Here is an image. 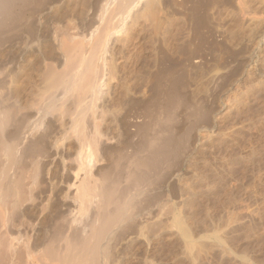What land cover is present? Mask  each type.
<instances>
[{
    "label": "bare ground",
    "instance_id": "6f19581e",
    "mask_svg": "<svg viewBox=\"0 0 264 264\" xmlns=\"http://www.w3.org/2000/svg\"><path fill=\"white\" fill-rule=\"evenodd\" d=\"M261 11L264 0H0V264L145 263L154 254L151 230L162 229L164 239L173 236L191 249L202 213L212 222L225 210L236 212L247 170L237 169L232 154L253 153L258 128L245 139L243 132L254 129L253 114L259 115L250 101L264 103L252 69L243 77L249 85L243 92L253 108L241 96L235 101L238 93L235 102L224 100L226 113L191 104L179 90L185 67L162 69L157 62L151 72L157 75L156 108L148 106L146 120L131 134L124 127L125 107L143 92L140 45L157 53L169 27L176 43L179 17L189 43L211 14L219 33L227 19L222 26L234 22L257 44L264 35ZM73 14L76 20H68ZM211 58L189 52L199 80L215 79L219 66L201 73ZM255 62L249 56L240 65L257 67ZM256 92L262 96L253 101ZM117 99L125 107L118 109ZM263 103L255 105L264 109ZM108 115L126 139L136 140L107 146ZM260 127L264 132V121ZM256 162L251 164L263 172L264 162ZM214 230L208 238L228 248Z\"/></svg>",
    "mask_w": 264,
    "mask_h": 264
},
{
    "label": "rangeland",
    "instance_id": "374dc122",
    "mask_svg": "<svg viewBox=\"0 0 264 264\" xmlns=\"http://www.w3.org/2000/svg\"><path fill=\"white\" fill-rule=\"evenodd\" d=\"M205 1L206 0H199V4H201V3L203 4ZM199 10H200V12H202L203 8H201V6H199ZM261 12H262L261 13L262 17L264 18V11H261ZM208 13H211V11L210 12L208 11ZM74 15L76 17L78 16L77 14H73V16L70 15L68 17L69 18L68 20L71 19V20L75 21L76 18ZM179 18H180V20H179L180 27L178 29L179 35H178V40L176 43H174V42L172 43V41L170 39V36L173 34V28L169 27V28H166V31H164V36L168 40L166 41V43L163 44L162 48L159 50L160 52L158 51L157 53H155L152 50V46L150 44L146 47L140 45L139 48H145V49L140 50L138 55H139L141 60L139 59L138 63L136 65H137V69L141 70V75L143 76V79H142V82H143L142 91L143 92L140 93L141 92L140 91L139 92L140 94L139 93H137L138 95L136 94L135 97H136L137 101L135 103H133L132 105H129L128 107H125L123 105L124 103L120 102L121 100L117 99L116 100L117 102L114 101L115 103L119 102L118 104H116V105H118V109H120L121 108L120 106H122V105L125 108H127V113H126V109H125V113L127 115L125 116L126 118L124 120V127H125L126 132L128 134H131L135 130L136 124H138L139 122H141L143 120H146L145 116H146V114L149 113V109H148L149 105L152 107L155 106L153 109L156 108V105H157L156 94H157V92L155 89L154 82L157 79V75L154 71H153V74H151L152 70L156 69V66L153 65V63H155V65H156V62H157L158 68L161 67L162 69L167 68L168 64H173V65H177L180 67L181 66L185 67V73L182 76V80H181V84L179 86V90L186 95L188 101H190L191 104H208L212 108L220 107L221 109H223L222 113L228 112V110H227L228 108L226 109L225 108L226 106L223 107V105H222L224 100L227 98V96H229V98H230V96L232 97V99L231 98L229 99V102H231L230 100H232L233 102L238 101V100L241 101L240 100L241 99L240 96H241L242 97V101H241L242 104H245V103H246V105L250 104L248 102V99L246 98L247 96L244 95L245 94L244 92L246 91V88H245L246 85L244 83H246L247 86H249L247 81L246 82L244 81L246 79L243 78L246 76L247 73L245 74V72L247 70H249V71L253 70V73H254L253 78L254 79L256 78L255 82H254L255 85H253V87L255 89H257L256 91H258V88H260L259 92H261V90L264 92V89H263L264 86H261L262 84H259L260 81H261V83H264V74H263L264 73V35L262 37V40L260 39L261 43L256 44L257 39L253 38V36L250 34V32H248L245 28L241 29V28L236 27L235 23L232 21H231L229 26L231 27V25H232L233 27L230 28L229 26H227L230 21L226 19L225 22H227V23H225V22L221 23L222 25H223V23L227 24V25L224 24V26L221 25L222 28L224 27L223 29L221 28V30H223V31H221V33L222 34L224 33L222 36H224V35L225 36H224V38L219 37L218 36L219 34L221 36V33H219L220 27L215 28L216 26L214 25V22L216 20L215 19L216 16L214 18V15L211 17V14H209L208 19L209 20L211 19V20L210 21L208 20V23L204 26V28L200 29L199 38L194 39L193 41H191V43H189L188 42V31L186 30V26H184L185 24H184L183 16L179 17ZM232 23H234V24H232ZM226 27H227V29H225ZM229 28L231 30H229ZM213 29L214 30L218 29V31H214ZM224 30H225V32H224ZM212 32H214V33H212ZM216 32H217V34H215ZM213 34H214V36H212ZM218 39L219 40L221 39V40L218 41ZM119 45H120V43H118V42L114 43L111 47L112 50H114V51L118 50ZM190 51H193L194 55L198 56V57H199V55L202 56L206 52V53H209V55H211V57H212L211 59H213V58L215 59V61L213 59L214 62L213 61L208 62L206 64V66H204L202 71H201V73H203V72L207 73V71L211 70L212 68H215V66H219L218 67L219 69L216 70L217 75H216L215 79H213V82L209 81L210 78L209 79L204 78L202 80H199L197 77L198 75L195 76V74H193L195 72L197 73V71H200V69L199 70L195 69L194 71L191 69V66L189 65V63L187 61ZM249 56H252L253 60L256 61L255 63L257 65V67L255 66L256 67L255 68L254 65H250L251 68L245 67L244 69H242L241 65H240V61L243 58H245V57L247 58ZM261 67H262V70H260ZM256 69H258V70L256 71ZM218 70H219V72H217ZM34 76H36V78H37L36 74ZM235 84H237L239 87ZM31 86L32 85H30V87ZM31 89H32V87H31ZM239 91H240V93H239ZM232 92H234V93H232ZM236 93H238V95L240 94L239 97H238V95H236ZM241 93L243 94V96ZM256 93H258V92H256ZM233 95L237 96V98H236L237 100L235 99V97H233ZM256 95H259V96L258 97L256 96L255 97L256 99L253 98V99H255L253 101H256L257 98L259 99V97L262 96L259 93ZM110 98L111 97H109V99ZM233 98L235 99V101ZM238 98H240V99H238ZM114 102H112V104L110 102V107L114 104ZM233 102H231V103H233ZM250 102L252 103L250 105L253 106V104H254V107L257 111L256 113L259 114V115L257 114L258 116H256L255 113L253 112L255 109L254 110L251 109L252 112L254 113V114L253 113L252 114L255 116L254 117L252 115L254 118L253 120H255V122L253 121L255 123V124L253 123L254 124L253 127L257 126L256 128H258V129H256L255 127H254V129L251 128L250 130L248 128H246V129H248V131L247 132L244 131L243 136L245 139V136L247 135L248 132H249L248 133V136H249L250 133L256 132V130H257V132L255 134L252 133V135L254 136L253 139L255 137L259 138V136H260V138H259L260 141L256 138L253 140V143H254L253 144V147H254L253 153H251L247 149H244L241 152L237 151V152H234L232 154V157L235 158L236 166L237 167L241 166L237 169L241 170V172H243L244 170H247L246 172L244 171L243 173H241V174L245 173V175H242V177H243V179L241 181L242 186L238 187V189H240V191H239L240 194L238 195L239 196L238 200H240L238 202H240V206L238 207V209H235L237 211L235 212L234 210L230 209L231 211H234L233 214H231L232 212L230 213V210L227 213L225 210V211L221 212L219 215L216 214L217 216L214 215L216 217L212 218V222H209L208 218L206 219L205 218L206 216L203 215L204 213H202L200 215V218L198 219V225L196 224L193 227L194 230L197 232L196 235H197V237L199 236L198 237L199 239L197 237H196V239H194V241H193L194 244H193V247L191 249H187L182 241L174 239L175 237H173V236L169 237L168 239H166V237H165V239H164V236L162 234H165V233H160V231H159L162 229L158 230V228H155L154 230H157V231L153 230L154 232L151 230L149 233L150 234L149 239H151L152 241H155V243L151 242L152 249H151V252H149V253H151V254L154 253L153 257L149 256L150 258H146L147 262H145V263L143 261L144 259L141 257L142 259L140 258L141 260L138 261V264H264V185H263L264 179H262V178H264V175H263L264 171L263 172L261 171V173H260V171L257 170V169H260L259 165H261L264 162V148L261 147L262 144H264V142L262 141V140H264V137H262V136H264V132H263V130L258 132V130L262 129L260 126H261V123L264 121V120L262 121V119H264L263 118L264 117V114H263L264 109L261 108V106L263 107V105H261L263 103V101L261 99H260V101L258 100V103L261 106H256V105H259L258 103L256 104L257 101L254 103L251 100ZM241 106H243V105H241ZM244 107H242V108H244ZM114 108H115V104L111 109H114ZM251 108H253V107H251ZM118 109L116 108V110H118ZM260 109H262V110L260 111ZM258 111H260V112H258ZM123 112L124 111L122 110L121 113H123ZM246 113H244V115H243L244 117H246ZM261 114H263V115H261ZM217 117H220V115H217ZM244 117H242L243 120L245 119ZM105 120H106L105 121L106 123H103L104 124L103 126L107 125V126H110L112 128L111 129L109 127L110 129H108L110 134H109V132H107V134H108L107 137H109V141H110L109 144L107 141V146H110L112 148L116 147L117 145L119 146L126 139L124 134H122V132H121L122 129H119L120 125L113 122L109 115L106 116ZM259 128H261V129H259ZM115 129H116V131H115ZM244 130H245V128H244ZM253 130H255V131H253ZM118 133H120V134H118ZM258 134H259V136H258ZM112 135H115V136H112ZM115 137H116V139H115ZM261 138H263V139H261ZM112 140H113V142L111 144ZM119 140H120V142H118ZM126 140H127L126 141L127 143H133L136 140V138L129 137ZM255 144H257V145H255ZM121 148H123V147H121ZM252 161L254 163H255V161H257V162L261 161L262 163L258 164L256 162L257 165L259 166V168H258V167H256V164L255 165L251 164ZM262 167H264V165H262ZM252 168L256 169V170L253 171ZM262 169L263 168H261V170ZM251 170L253 172H251ZM261 174L263 175V177ZM257 176H258V178H257ZM259 176L262 178H259ZM255 178L259 181V183H262L261 186H263V187H258V186L253 187L254 183H252V181L255 182L256 185H260L257 182V180H254ZM249 184H251V185H249ZM248 185H249V187H248ZM227 188H229V187H227ZM238 205H239V203H238ZM230 214L232 215L231 219H230V216H231ZM233 227L235 228L234 234H228L227 232L230 231L231 228H233ZM214 229L218 230L217 235L220 234L219 236L223 237L222 239H224L225 245L228 248H226V249L222 248V246L217 244L216 240H214L213 238H208L209 237L208 235L213 236V234H216ZM220 229H222V230H220ZM212 231L214 232L213 234H211ZM219 231H221V232H219ZM161 232H163V231H161ZM160 234H161V236H160ZM162 236H163V239H162ZM171 238L174 239V241H172ZM160 239H162V240L160 241ZM170 242H172V243L169 244ZM167 244L171 245V249H170V246ZM143 245H144V243H143ZM167 246H169V248ZM145 247H146V244L144 245L143 248H145ZM143 248H142V251H144L146 249V248L145 249H143Z\"/></svg>",
    "mask_w": 264,
    "mask_h": 264
}]
</instances>
